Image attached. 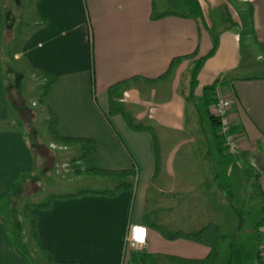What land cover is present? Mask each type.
Returning <instances> with one entry per match:
<instances>
[{
    "label": "crops",
    "instance_id": "1",
    "mask_svg": "<svg viewBox=\"0 0 264 264\" xmlns=\"http://www.w3.org/2000/svg\"><path fill=\"white\" fill-rule=\"evenodd\" d=\"M198 1L200 17L185 16L184 8L173 0L163 1L162 7L160 0H35L36 23L11 59H21L41 77L45 72L58 77L41 104L47 122L52 115L56 118L58 136L95 143L91 157L73 163L81 154L80 145L60 148L73 151L60 162L65 179L70 182L88 174L105 185L99 190L50 196L102 192L123 182L93 174L97 170L132 173L126 180L132 189L115 197L56 199L50 210L34 211L40 246L55 261L187 264L184 259L201 260L209 253L206 245L168 240L153 226L168 233H197L210 224L225 238L222 243L226 240L222 230L234 231L241 216L237 203L227 207L225 201L238 199V194L245 200L264 197L258 185L264 172V62L251 65L247 56L244 60L237 52L242 39L264 45V0H237L235 9L223 0L213 1L224 5L227 19L237 26L226 29L231 31L224 37L233 43L230 50L214 48L205 17L211 5ZM3 2L0 0V207L15 193L14 184L23 190L35 186L33 173L38 167L45 169L47 163L53 168L56 154L51 147L48 156L34 155L23 134L8 127L14 122L7 98L12 82L8 73L12 71L3 68L2 59L4 47H10L15 36L11 31L6 36L4 20L12 6L6 8ZM172 5L182 12L150 18L152 7L167 13V6ZM195 50L197 55L178 65L170 77L152 82L167 71L174 58ZM258 57L261 54L256 60L262 61ZM132 78L137 79L121 88L116 100L136 124L156 129L161 147L158 174L152 135L132 131L120 115L109 117L112 129L105 120L108 89ZM183 80L189 89L184 93L180 91ZM217 81L232 97L233 132L242 140L238 155L232 157L239 161L227 159L231 156L224 150L219 125L210 119L213 91L205 88ZM183 147L184 181L180 184L184 185L178 186L177 180L182 179H176L174 162ZM258 209L256 229L260 234L264 205ZM8 224L0 212V264H30L28 254L12 243ZM133 224L147 226L149 236L148 246L132 256L130 251L124 252V241ZM261 244L262 240L259 249ZM259 249L249 264H263Z\"/></svg>",
    "mask_w": 264,
    "mask_h": 264
},
{
    "label": "rangeland",
    "instance_id": "2",
    "mask_svg": "<svg viewBox=\"0 0 264 264\" xmlns=\"http://www.w3.org/2000/svg\"><path fill=\"white\" fill-rule=\"evenodd\" d=\"M163 1L165 0H160V7L164 5ZM213 1L217 0H202L207 6L208 4L211 5L210 9L205 7L208 11V15H205V17L210 22L215 47L230 50L233 43L224 37L228 34V31L231 32L230 30L237 29V26L227 19L228 15L224 5H214ZM223 1L230 4L233 8L234 5L239 4L237 0ZM4 2L6 8L9 5L12 6L7 11L8 19L4 20V27L7 32L6 36L9 35L10 31L15 36L13 44L10 42L12 44L10 47H4L2 59L3 68L5 70L9 68L12 71V73H8V79L12 78V82L10 81L11 84H8L7 98L13 111L11 118H14V122H11L8 127H13L23 134L26 142L30 143L34 155L39 156L42 153L48 156L47 150H52L50 149L51 147H54L53 151L56 154H53V168H49L50 163L46 164L45 169L38 167L32 175L35 186L31 184L23 190V188L21 189V185H18L14 191L15 193L2 202L0 212L9 223L8 227L11 234L15 235L18 233L22 236L26 246L25 251L30 258V264H48L43 254L35 247V243L31 239L30 224L25 218L24 206L44 203L52 194L75 193L88 189L99 190L103 189L105 185L98 179H94V176L88 174H82L80 178L71 179L73 181L70 182L67 181L68 179H65L60 162L66 158L69 159L73 155V151L68 153L69 150L67 149L60 150V148L66 145L57 143L49 137L47 116L45 111H42L41 103L39 102L43 79L40 75L31 72L21 59H11V56L14 54L13 52L19 51V44L23 41L24 36L31 31V27L36 23V18H34L35 0H4ZM166 9L167 13L182 12L181 9H176L174 5L171 7L167 6ZM22 28L28 30L23 31ZM19 30L20 32H18ZM238 47V54L243 56L244 60L247 56V61H250L251 65L259 66L260 63L264 62V59L262 61L256 60L258 54L264 57V45H258L254 41L242 39V41L238 42ZM187 90L189 89L184 86L183 80L180 85V91L184 93ZM18 109L19 111H17ZM16 112H19L18 116H16ZM78 151L76 150L75 153L79 154ZM227 159L229 161H239V159L237 160L232 156L227 157ZM174 172L176 179H182L181 181L177 180V185H184L180 184L184 181V147L176 157ZM233 194L231 193V196ZM237 198H229L225 201L227 207L231 205L236 207L237 203L241 216L237 220L239 226L234 231L228 232L227 230H222L223 234L226 235V240L219 246L220 264H249L256 258L259 241L262 240L261 233L257 232L256 224L260 217L258 206L260 204L264 205V197L259 195L257 199L245 200L241 199L238 194Z\"/></svg>",
    "mask_w": 264,
    "mask_h": 264
},
{
    "label": "trees",
    "instance_id": "3",
    "mask_svg": "<svg viewBox=\"0 0 264 264\" xmlns=\"http://www.w3.org/2000/svg\"><path fill=\"white\" fill-rule=\"evenodd\" d=\"M177 2L179 5L185 8V16L188 17H200L201 16V8H200V3L198 0H174ZM169 13H160L156 9V7H152V12L150 15V18L152 20H158ZM43 23H47V19L43 18L41 19ZM213 46L215 48V41H213ZM16 53V52H13ZM197 55V50H195L192 54L174 58L167 69V71L160 77H158L156 80H153L152 82H157L161 81L164 79H167L170 77L175 70V68L180 65L182 62L185 60L194 58ZM43 78V85H42V92L40 94L39 102L42 104L43 100L45 97L48 95L49 91L51 88L56 84L58 77L54 74L45 72L42 74ZM137 78H132L130 80L121 82L119 84H116L108 89V100H109V111L108 114L105 115V120L108 124V126L111 128L109 124V117L114 116V115H120L126 125L135 132H147L152 135L153 140H154V147H155V155H156V168H155V174H158L160 171L161 167V158H160V143H159V138L156 133V129L151 126H143V125H138L134 122V120L128 115L126 111H124L123 107L117 102L116 98L119 95V90L125 86H128L130 82L134 81ZM233 79V78H232ZM259 79V78H258ZM195 81V80H194ZM219 82H215L212 85L208 86L205 88L206 91L210 92L213 91L214 87L218 84ZM210 119L212 120V123H217L218 121L210 116ZM47 131L49 134V137L60 144L63 145H69V144H78L81 147V154L77 156L76 158H73L71 162H77L86 158L91 157L94 152H95V143L90 140H80V139H69V138H62L58 136L56 132V127H57V120L56 118L52 115L50 116L49 121L47 122ZM219 125V124H218ZM93 174L102 176L104 178H111V179H118V180H123L119 185H117L115 188L111 190H105L102 192H92V191H84L77 193L72 196H50L48 200L45 203L41 204H36V205H25L24 206V215L25 218L29 221L30 224V236L31 239L34 241L35 245L39 247V249L42 251L46 262L48 264H81L78 262H70V263H65V262H57L53 259L52 255L50 252H48L46 249L40 246L39 238H38V232H37V219L36 215L34 213L35 210H50L52 206V202L54 200H67V199H72V198H79L87 195H102V196H107V197H115L119 193L130 190L132 189V185L126 180L130 177H132V173L130 171H104V170H97L94 171ZM17 184H14V189L17 188ZM156 227V229L160 232V234L168 239V240H176V239H184L192 242H196L199 244H204L206 245L210 250L208 255L201 260H189V259H184V262L187 264H217L218 257H219V246L222 240L225 238L220 235L218 229L214 225H207L205 226L202 230H200L197 233H181V232H176V233H168L166 232L162 227L159 226H153ZM10 239L12 243L20 250L22 253L26 254V246L23 242L22 236L19 235L18 233L11 234L10 233ZM130 255L133 256L135 252L130 251ZM259 256V253H258ZM260 258V256H259ZM261 259V258H260Z\"/></svg>",
    "mask_w": 264,
    "mask_h": 264
},
{
    "label": "built area",
    "instance_id": "4",
    "mask_svg": "<svg viewBox=\"0 0 264 264\" xmlns=\"http://www.w3.org/2000/svg\"><path fill=\"white\" fill-rule=\"evenodd\" d=\"M214 103L211 109V115L214 117L219 124V135L223 141L224 150L228 156L238 155L241 147V136L233 132L232 116H231V101L232 97L224 90L221 84H217L213 89ZM258 185L264 194V172L258 177ZM135 224L131 225L134 226ZM126 235L129 234L130 228ZM262 244L259 249V256L264 264V215L262 218ZM146 248V247H145ZM144 248V249H145ZM143 249V250H144ZM141 250V251H143ZM133 251L135 253L141 252L136 251L129 244L124 241V252Z\"/></svg>",
    "mask_w": 264,
    "mask_h": 264
},
{
    "label": "clouds",
    "instance_id": "5",
    "mask_svg": "<svg viewBox=\"0 0 264 264\" xmlns=\"http://www.w3.org/2000/svg\"><path fill=\"white\" fill-rule=\"evenodd\" d=\"M258 59H264V57H258ZM253 166H255L254 162ZM148 236V227L142 224H137L131 226L129 234L125 236V240L134 250L141 251L148 246Z\"/></svg>",
    "mask_w": 264,
    "mask_h": 264
}]
</instances>
